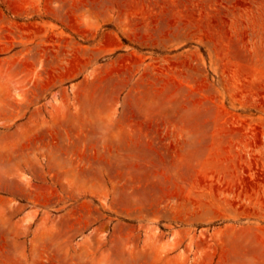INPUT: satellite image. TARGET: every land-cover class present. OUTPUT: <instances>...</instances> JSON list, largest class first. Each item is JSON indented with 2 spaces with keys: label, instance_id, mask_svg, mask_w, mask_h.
Here are the masks:
<instances>
[{
  "label": "rangeland",
  "instance_id": "374dc122",
  "mask_svg": "<svg viewBox=\"0 0 264 264\" xmlns=\"http://www.w3.org/2000/svg\"><path fill=\"white\" fill-rule=\"evenodd\" d=\"M0 264H264V0H0Z\"/></svg>",
  "mask_w": 264,
  "mask_h": 264
}]
</instances>
